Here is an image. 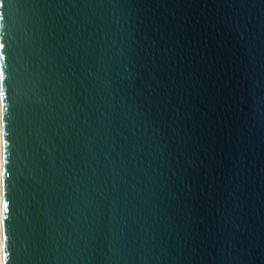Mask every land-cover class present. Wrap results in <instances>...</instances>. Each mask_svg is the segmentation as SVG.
Wrapping results in <instances>:
<instances>
[{
    "label": "water",
    "instance_id": "obj_1",
    "mask_svg": "<svg viewBox=\"0 0 264 264\" xmlns=\"http://www.w3.org/2000/svg\"><path fill=\"white\" fill-rule=\"evenodd\" d=\"M14 264H264V0H3Z\"/></svg>",
    "mask_w": 264,
    "mask_h": 264
},
{
    "label": "snow or ice",
    "instance_id": "obj_2",
    "mask_svg": "<svg viewBox=\"0 0 264 264\" xmlns=\"http://www.w3.org/2000/svg\"><path fill=\"white\" fill-rule=\"evenodd\" d=\"M3 0H0V7ZM0 13V21L4 20ZM5 25L0 23V264H14L12 244L8 222L11 216V203L8 196L9 180L11 179V132L9 123V56L3 39Z\"/></svg>",
    "mask_w": 264,
    "mask_h": 264
}]
</instances>
